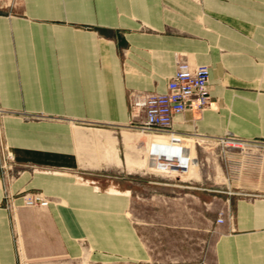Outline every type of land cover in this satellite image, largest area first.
Returning <instances> with one entry per match:
<instances>
[{
  "label": "crops",
  "instance_id": "0c3cea01",
  "mask_svg": "<svg viewBox=\"0 0 264 264\" xmlns=\"http://www.w3.org/2000/svg\"><path fill=\"white\" fill-rule=\"evenodd\" d=\"M1 6L15 8L0 11V108L8 112L2 135L16 169L23 168L10 190L41 192L50 201L28 208L16 197L7 209L0 158V264H264V196L237 201L234 221L218 227L203 258L157 261L128 217L129 192L82 179L101 166L131 171L116 133L99 126L130 121L132 92L164 93L179 59L210 67L211 104L201 114L177 115L178 136L264 141V0ZM83 138L108 143L102 160L82 155Z\"/></svg>",
  "mask_w": 264,
  "mask_h": 264
},
{
  "label": "rangeland",
  "instance_id": "374dc122",
  "mask_svg": "<svg viewBox=\"0 0 264 264\" xmlns=\"http://www.w3.org/2000/svg\"><path fill=\"white\" fill-rule=\"evenodd\" d=\"M14 9L0 7L8 15ZM4 116L0 117L1 141H4L1 126ZM128 123L99 127L116 133L113 136L119 156L123 160L127 158L131 171L124 166H101L96 170L88 167L89 174L82 179L103 191L113 187L123 194L129 192L128 217L157 261L203 258L209 253L218 227L234 221L232 208L237 201L255 202L264 196V151H258L260 148L255 146L237 148L215 139L193 136L147 135L146 138L145 134L129 128ZM123 132L133 135L134 141L128 144ZM105 142L101 138H83L82 155L102 160L108 144ZM0 158L12 166L5 184L13 199L21 197V193L42 194L25 189L12 193L10 184L23 168L17 170L4 152ZM220 217L225 218L223 224L217 222ZM79 244L84 254L91 251L86 239L79 240ZM73 264L87 263L75 260Z\"/></svg>",
  "mask_w": 264,
  "mask_h": 264
},
{
  "label": "built area",
  "instance_id": "2783aa9c",
  "mask_svg": "<svg viewBox=\"0 0 264 264\" xmlns=\"http://www.w3.org/2000/svg\"><path fill=\"white\" fill-rule=\"evenodd\" d=\"M209 80V66L191 64L185 59L177 60L175 74L168 80L164 93L135 91L130 94L131 119L128 123L129 128L145 135L174 138L175 135H178L173 129L174 119L177 115L187 111L201 114L210 107ZM6 113L0 108V117ZM193 137L211 139L198 134H194ZM215 140L237 148L255 146L260 148L257 149L258 151H264V141H248L231 134ZM1 152L6 153L7 158L14 162L13 155L9 153V148L0 140ZM11 169V164L9 165L4 159H1L4 180L8 178ZM21 198L24 206L28 208H46L49 204L48 198L40 193H21ZM13 200V195L5 187L7 209L15 208ZM224 221L225 218L220 217L217 222L223 224Z\"/></svg>",
  "mask_w": 264,
  "mask_h": 264
},
{
  "label": "bare ground",
  "instance_id": "6f19581e",
  "mask_svg": "<svg viewBox=\"0 0 264 264\" xmlns=\"http://www.w3.org/2000/svg\"><path fill=\"white\" fill-rule=\"evenodd\" d=\"M175 136H178V135H175ZM178 137H180V136H178Z\"/></svg>",
  "mask_w": 264,
  "mask_h": 264
}]
</instances>
